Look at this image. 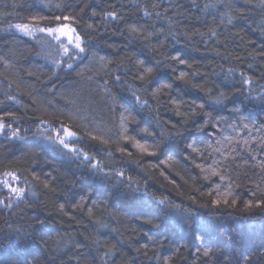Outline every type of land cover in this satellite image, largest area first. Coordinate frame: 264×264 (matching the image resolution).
<instances>
[{"label":"trees","instance_id":"1","mask_svg":"<svg viewBox=\"0 0 264 264\" xmlns=\"http://www.w3.org/2000/svg\"><path fill=\"white\" fill-rule=\"evenodd\" d=\"M210 4L217 6L205 7ZM110 11L124 19L107 17ZM33 16L50 18L42 27L68 23L86 50L76 55L79 50L64 39L9 28L32 24ZM54 16L75 21L55 22ZM132 24L144 26L141 35L130 34ZM147 67L159 70L153 77L145 74ZM180 72L188 73L189 84L177 79ZM241 73L253 78L251 86L241 84ZM221 91L230 99L214 104ZM262 97L261 0H0V113L18 117L6 118L10 127L0 133V177L18 176L25 190L18 199L0 185V261L264 264V212L242 210L244 200L260 198L257 185L264 188ZM192 101L204 104L194 117ZM61 124L80 134L77 146L106 165L103 172L46 138ZM125 135L162 147L148 156ZM196 164L239 184L235 191L242 202L200 207L209 200L200 192L227 181L204 180ZM113 245L115 255L101 259ZM206 249L210 258L203 256ZM157 252L159 260L153 258Z\"/></svg>","mask_w":264,"mask_h":264},{"label":"snow or ice","instance_id":"2","mask_svg":"<svg viewBox=\"0 0 264 264\" xmlns=\"http://www.w3.org/2000/svg\"><path fill=\"white\" fill-rule=\"evenodd\" d=\"M220 2L222 3L223 0H220ZM245 2H250V0H245ZM261 5L264 6V0H261ZM217 5L216 4H210V5H205L206 8L208 7H212L215 8ZM229 7H232V5H228ZM57 7H60V5H57ZM152 8H156L158 7L157 4L153 3L151 5ZM145 15L151 16L152 13L147 11V8L144 9ZM93 15H97V13L95 11H93L92 13ZM107 17H110L111 19H119V20H123L124 17L120 14H118L115 11H110L106 13ZM49 17H39V16H33L31 17V20L34 22L32 24L29 23H22V24H15V25H9V28L12 29H16L17 31H20L22 33H24L25 35L28 36H34L35 32H46L48 33L50 36H52L54 39L59 40L60 37H67L69 43L74 44L75 48L78 49V53H76V55H79V53L84 52L86 49L82 46L83 44V40L82 37L80 36V34L76 31L75 28L70 27L68 24H58L55 27L52 26H41L42 21L45 20H49ZM52 21L55 22H60V21H68V20H73L75 21V17H70V16H54L51 17ZM87 27L89 29L93 28L94 26L92 24H88ZM144 28L143 25H141L140 27H137L135 24L129 25V32L131 35L133 36H139L142 34V29ZM212 35H215V32L213 31L211 33ZM153 35V33H148V36ZM145 39H147V36H144ZM65 53L68 52V49L65 48L64 49ZM173 59L177 60L179 63L181 64H186L187 61L181 59L179 56H175L173 57ZM160 62H157V65H159ZM140 64H144V61H140ZM69 68L72 67L71 64L68 65ZM249 67H251V65H249ZM158 67L157 68H153V67H147L144 69V72L146 75H152L154 77V74L158 72ZM232 69H229V75L232 73ZM241 84H246L251 86L252 82H253V78L252 77H245L244 73H241ZM188 77V73L185 72H180L177 79L180 81H183L186 85L190 83V81L188 79H186ZM141 80H144V76H140L139 77ZM117 80L120 79V77H116ZM148 83H151V80L148 81ZM163 88H172V84H164L162 85ZM192 87H196V85H192ZM160 89H156V91H159ZM153 95H155V92L153 93ZM264 98V97H262ZM230 99V97L224 93V92H219V94L213 98V103L214 104H223L226 100ZM144 103H147V101H144ZM171 103L173 104H177L180 105L182 103H184L182 100L181 101H177L175 99L171 100ZM0 104H3V101H0ZM192 104L195 105V107L191 108V116H196L198 115L196 109H204V104H198L196 105L195 101H192ZM234 111H239V108H234ZM177 115H181V113L177 112ZM204 115L209 116V118H211L210 113H204ZM6 118H12V119H18V117L16 116V114L14 112L11 111H5L3 113H0V133H3L5 131L6 128H9L10 125L7 124L6 122ZM187 122V121H186ZM207 126V121H204L201 124V128L206 127ZM173 127H175V125H173ZM262 128H264V125H261ZM244 128H249L248 124H244ZM126 131V129H125ZM143 132L147 133L148 135H153L152 133H149L147 129H143ZM18 133V129L17 130H13L12 135L13 136H17ZM182 134V133H181ZM91 139L93 140H98L101 143L107 144L108 141L105 140L103 137L100 136H93L91 134H89ZM52 144L58 146L61 150L65 151L66 155H73L77 158H80L82 162H87V164L100 172L104 171V168L107 167L106 165H102V162L100 160H95V158L91 155H89L88 152H86L84 150L83 147H78L77 145L79 144L80 140H81V136L77 131H73L70 127H66L64 124L60 125V128L56 130V134L55 136H47L46 137ZM125 141H131L133 146L135 148H137L141 153L147 154L148 156H157L158 155V149L160 147H162V145H154L152 148H150L146 143H141L140 140H137L135 137L133 136H127L125 135L124 137ZM219 143V142H218ZM236 143H240V141H236ZM244 145L247 146L248 145V141L244 140L243 141ZM260 146L262 148H264V138L261 139L260 141ZM189 147L191 148L192 152L195 153H200L201 149L199 147H196L195 145H189ZM207 147H212L211 145H208ZM121 152L126 151V149L121 148L119 149ZM218 151V149H217ZM129 155H131V153H129ZM169 159H171V157H169ZM197 168H199L201 170V172L205 173V175L203 176V179L206 181L211 182L212 181V177H218L219 181H227V183L225 185H222L221 183H216L214 187H211L209 191L205 192H200L201 196H207L209 198L207 203L201 204L200 207H215V208H219L220 206H225V207H230V208H234L236 206H238L242 201L240 198L239 193H237L235 191L236 188H239L240 185L239 184H234L231 179L229 177H226L222 172L217 171L215 169L209 170L204 168L202 165L196 164L195 165ZM262 168H264V164L261 165ZM6 175H12L11 173L6 174ZM118 176L123 177L124 176V172H118L117 173ZM13 179H19L18 176H14L13 175ZM129 180H131V177H128ZM5 186L8 187L9 191L14 193L18 199H23L24 197V192L25 190L23 188H17V187H12L10 184H8L7 181L4 182ZM174 183V182H173ZM131 187V185H130ZM197 192H199V189H196ZM257 191L260 193V198L258 199H248V200H244L243 201V211H252L254 209H259L262 212H264V188H260L259 185H257ZM257 191L252 192L253 196H256ZM34 194V193H33ZM189 199L191 200H195V197L189 196ZM82 202H83V198H82ZM165 199H159L158 203L160 205H164L165 204ZM61 209L63 208V205L60 206ZM148 223H152L151 220L147 221ZM41 223H43L41 221ZM157 227H159V225H156ZM145 247H147V245H145ZM115 250H116V245L112 246V249H109V251L104 252L103 256H101V259H103V257H107L109 255H115ZM97 251H99V249H97ZM203 256L204 257H208L210 258L212 256V252L209 249L204 250L203 252ZM154 259L159 260L160 259V255L159 253H155L154 254ZM93 259L95 260V257H93ZM0 264H8V262L6 261H0ZM106 264V262H105ZM163 264H171V260L170 259H164Z\"/></svg>","mask_w":264,"mask_h":264},{"label":"rangeland","instance_id":"3","mask_svg":"<svg viewBox=\"0 0 264 264\" xmlns=\"http://www.w3.org/2000/svg\"><path fill=\"white\" fill-rule=\"evenodd\" d=\"M65 24H68V23H65ZM69 25V24H68ZM70 26V25H69ZM71 27V26H70ZM36 33V32H35ZM61 39H64L65 40V43L67 44V45H74V44H72V43H69V41H68V39H67V37H60ZM5 181H7L8 182V184H10L12 187H17V188H20L19 187V182L17 181V179H13V177H11V175H4V176H2V177H0V185H1V187H4L9 193H10V195H12L13 197H16L17 198V196L14 194V193H12V192H10L9 191V189H8V187H6L5 186Z\"/></svg>","mask_w":264,"mask_h":264}]
</instances>
